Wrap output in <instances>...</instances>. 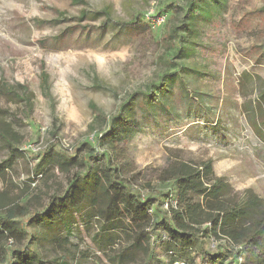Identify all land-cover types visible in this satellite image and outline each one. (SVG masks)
Here are the masks:
<instances>
[{"label":"rangeland","instance_id":"374dc122","mask_svg":"<svg viewBox=\"0 0 264 264\" xmlns=\"http://www.w3.org/2000/svg\"><path fill=\"white\" fill-rule=\"evenodd\" d=\"M85 2L86 5L74 4L72 0H0V89L1 83L15 89L0 91V124H11L22 140L16 149L30 158L14 161L5 179L0 178V191L8 190L19 196L21 204L39 196L38 202L30 201V215L46 211L53 194L62 197L67 187L66 178L58 169L49 167L50 171L43 172V176L37 173L44 153L52 149L54 153L80 158L94 150L102 155L105 148L95 138L107 132L109 118L129 97L143 99V95L155 91L160 77L170 72L167 65L176 46L168 43L170 34L187 10L186 0ZM176 6L181 17L172 12ZM96 12L110 15L108 25L105 26V16L93 19ZM84 13L85 18L79 20ZM161 14L167 17L158 25ZM35 19L48 23L37 26ZM55 21L59 23L53 25ZM146 24L148 29H143L141 26ZM65 29L69 33L57 42L65 49H46L38 43L42 39L53 40ZM199 43L202 46L199 64L220 76L219 82L210 83H214L211 87L215 95L222 98L223 90L230 85L229 79L234 77L245 125L254 128L244 114L250 103L255 108V121L261 124L264 0H230L219 21L204 29ZM42 72L48 76L47 83L42 81ZM18 86L32 92L31 103L17 97ZM137 118L144 120V124L130 143L122 147L121 155L125 157L120 156L118 167L124 171L123 179L133 184L134 192L140 191L143 198L155 200L163 212L158 214L159 219L169 210L160 202H166V195L174 192L171 184L158 180V172L171 153L186 161L216 164V178L231 185L237 200L252 188L264 192L262 178L259 181L240 178L234 163L220 165L211 148L173 138L175 130L170 128L169 117H144L139 112ZM8 157L7 146L0 139V162ZM231 175L237 179L229 180ZM148 183L150 188L146 187ZM27 220L18 217L15 222L26 227L31 235L23 243H8L7 252L30 248L48 264H145V257L139 254L134 262L119 258L129 248V242L118 232L116 242L109 244L108 236L113 233L103 231L102 219L89 218L85 213L77 215L71 232L55 225L36 230L31 223L26 226ZM55 239L67 242L55 243ZM202 241L212 254H231V247L225 242H211L203 237ZM237 252L227 257V263L234 260ZM158 253V260L166 263L163 251L159 249ZM158 260L154 264H161Z\"/></svg>","mask_w":264,"mask_h":264},{"label":"trees","instance_id":"16d2710c","mask_svg":"<svg viewBox=\"0 0 264 264\" xmlns=\"http://www.w3.org/2000/svg\"><path fill=\"white\" fill-rule=\"evenodd\" d=\"M72 2L86 5L85 0ZM229 2L230 0H186L187 10L171 31L168 42L170 45L176 44L169 66L167 65L170 72L160 77L155 91L143 95V99L129 97L118 112L109 118L107 132L102 137L95 138L105 148L102 155L94 150L80 158L77 155L54 153L52 149L44 153L37 165V173L41 172L43 176V172L50 171L49 167L58 169L65 176L67 184L62 197L59 193L53 194L46 211L30 215V201L38 202L39 196L21 204L19 196L8 190L0 191V264H48L39 253L30 248L6 251L8 243H23L26 236L31 235L26 227L15 222L16 218H28L26 226L31 223L36 230H40L38 227L44 229L47 225H55L58 229L71 232L75 216L84 213L89 218L104 221L103 231L113 233L108 236L109 244L116 242L118 232L127 238L129 248L119 257L126 262H134L136 254H139L145 257V264H154V260L159 259L160 249L167 259L166 263L158 260L161 264H264V199L253 190H247L244 197L237 200L233 196L231 185L223 178H216L211 161H186L176 153L167 157L165 165L158 172V180L171 184L174 192L166 195V202H160L169 209L162 219H159L158 214L163 212L155 204V200L143 198L140 191L134 192L133 184L123 179L124 171L118 167L120 156L125 157L121 155L124 153L122 147L130 143L144 124V120L137 118L139 112L144 117H169L173 131L185 121L195 119L203 111L202 106L200 108L202 96L191 86L196 76L203 74L195 65L200 56L199 49H202L199 42L204 29L219 21ZM179 10L176 6L172 12L181 17ZM85 16L84 13L79 20ZM100 16L106 17L105 26L108 25L110 15L96 12L93 19ZM33 22L37 26L48 23L39 19ZM57 23L59 21L53 22V25ZM147 26L149 27L148 24L141 27L148 29ZM69 31L65 29L53 40L42 39L38 43L46 49L63 50L65 46L57 42ZM41 77L43 83L48 82L46 73L42 72ZM1 85L0 91L15 90L6 83ZM17 90L20 100L31 103L33 94L28 88L18 86ZM261 99H264V93ZM258 101L261 104V100ZM253 107L251 105V109H248L251 115L255 114ZM202 117L200 114V118ZM259 125L260 127L255 125V128L260 133L263 131L264 139V110ZM0 139L9 151L8 159L0 162V178L5 179L15 160L22 158L29 161L30 158L16 149V145L22 144V140L10 123L0 124ZM146 187L150 188L151 184L148 183ZM202 237L211 242L230 245L232 255L234 251H238L234 260L227 263V257L231 258V254H212L207 251ZM57 242L62 244L67 240L55 239V243Z\"/></svg>","mask_w":264,"mask_h":264},{"label":"crops","instance_id":"0c3cea01","mask_svg":"<svg viewBox=\"0 0 264 264\" xmlns=\"http://www.w3.org/2000/svg\"><path fill=\"white\" fill-rule=\"evenodd\" d=\"M195 65L203 74L196 76L191 86L202 96L200 108L202 106L203 111L199 112L195 119H189L176 127L171 136L178 137L179 142L186 141L211 148L213 154H216V158L220 160V165L231 161L238 169L240 178L249 177L258 181L262 178L264 186L263 131L261 134L255 128V125L258 127L260 125L255 121V114L251 115L249 111L252 104H249V110L244 111L252 126L254 125L251 130L243 120L242 108L238 102L239 89L235 78L229 79L230 85L223 90V97L218 98L214 87H211L214 83H210L211 80L219 82L220 76H215L214 72L204 64L197 62ZM215 169L216 164L213 163L214 173ZM228 179L236 180L237 176L231 175ZM252 190L264 199V192L260 188H252Z\"/></svg>","mask_w":264,"mask_h":264},{"label":"built area","instance_id":"2783aa9c","mask_svg":"<svg viewBox=\"0 0 264 264\" xmlns=\"http://www.w3.org/2000/svg\"><path fill=\"white\" fill-rule=\"evenodd\" d=\"M167 16H164V15H160L159 18L157 19V24L160 25V24H163L165 22V19H166ZM230 246V245H229ZM231 247V246H230ZM238 248H235V250H237ZM176 264H189L187 262H178Z\"/></svg>","mask_w":264,"mask_h":264}]
</instances>
